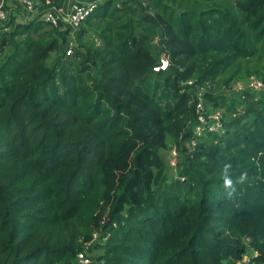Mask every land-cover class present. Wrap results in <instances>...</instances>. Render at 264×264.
Instances as JSON below:
<instances>
[{"label":"trees","instance_id":"16d2710c","mask_svg":"<svg viewBox=\"0 0 264 264\" xmlns=\"http://www.w3.org/2000/svg\"><path fill=\"white\" fill-rule=\"evenodd\" d=\"M95 1L0 28V264H264V0Z\"/></svg>","mask_w":264,"mask_h":264},{"label":"built area","instance_id":"2783aa9c","mask_svg":"<svg viewBox=\"0 0 264 264\" xmlns=\"http://www.w3.org/2000/svg\"><path fill=\"white\" fill-rule=\"evenodd\" d=\"M56 0H1L0 1V28L11 18L16 17L17 22L31 21L35 18L44 21L52 27L66 31L69 29L78 30L82 23L97 9L95 0H64L61 6L57 7ZM20 11L19 13H17ZM73 55V49L69 46L67 56ZM170 67V58L163 55L159 64L154 67L155 72L167 71ZM192 85V82H189ZM250 90L260 92L264 90V83L257 77H251L247 82H238L232 92H242ZM204 105L200 101L197 105L200 124L195 129V134L201 136L208 131L209 133H218L223 131V117L221 112H214L209 117L204 116L202 111ZM195 145V141L192 142ZM170 164L176 167L178 162V153L176 149L171 152ZM95 239L98 234H95ZM77 264H91L90 258L86 253L78 254Z\"/></svg>","mask_w":264,"mask_h":264},{"label":"rangeland","instance_id":"374dc122","mask_svg":"<svg viewBox=\"0 0 264 264\" xmlns=\"http://www.w3.org/2000/svg\"><path fill=\"white\" fill-rule=\"evenodd\" d=\"M20 11H18L17 13H19ZM89 37V36H88ZM69 47V46H68ZM70 47H72V44L70 43ZM74 55V54H73ZM73 55H72V57H73ZM156 90H159V92H160V94H163L164 93V89L163 88H159V89H156ZM165 103H166V101L165 102H162L161 104H163V106L165 105ZM190 144H188V143H185L183 146H182V150H181V152L178 150V152L177 153H179L180 154V157H181V155L182 154H185L187 151H189V149H190ZM171 152H172V150L170 151V150H168V151H162V153H163V156L165 157V159H166V161H167V164L169 165V171H170V173H171V175H176V169L175 168H173L171 165H170V160H171ZM181 159H179L178 158V161H180ZM94 254L95 255H97V252H94ZM93 254V255H94ZM92 255V256H93ZM250 257H251V255L250 256H246L245 257V259H244V261H243V264L244 263H249L250 262Z\"/></svg>","mask_w":264,"mask_h":264},{"label":"clouds","instance_id":"9594fccd","mask_svg":"<svg viewBox=\"0 0 264 264\" xmlns=\"http://www.w3.org/2000/svg\"><path fill=\"white\" fill-rule=\"evenodd\" d=\"M227 170V166H226V168H225V171ZM226 186H231V182L230 181H228V180H226Z\"/></svg>","mask_w":264,"mask_h":264}]
</instances>
